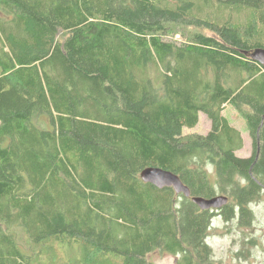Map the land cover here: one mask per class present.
<instances>
[{
    "label": "trees",
    "instance_id": "obj_1",
    "mask_svg": "<svg viewBox=\"0 0 264 264\" xmlns=\"http://www.w3.org/2000/svg\"><path fill=\"white\" fill-rule=\"evenodd\" d=\"M257 48L264 0H0V264H214L192 197L226 195L249 227L264 199ZM201 113L210 132L184 135Z\"/></svg>",
    "mask_w": 264,
    "mask_h": 264
},
{
    "label": "rangeland",
    "instance_id": "obj_2",
    "mask_svg": "<svg viewBox=\"0 0 264 264\" xmlns=\"http://www.w3.org/2000/svg\"><path fill=\"white\" fill-rule=\"evenodd\" d=\"M175 38L181 40V34H176ZM224 113L233 125L242 130L244 145L237 155L251 156L252 138L246 130V122L230 106L225 109ZM211 128L210 119L206 114L201 113L199 124L195 128L183 129V134L206 135ZM260 200L250 203L254 215V223L250 227L241 226L236 217L230 221L225 220L220 209L224 205L213 209L216 215L213 217L212 229L207 241L214 253V264H264V199ZM149 259L153 264H177V258L174 255L163 253L160 250L152 252Z\"/></svg>",
    "mask_w": 264,
    "mask_h": 264
},
{
    "label": "water",
    "instance_id": "obj_3",
    "mask_svg": "<svg viewBox=\"0 0 264 264\" xmlns=\"http://www.w3.org/2000/svg\"><path fill=\"white\" fill-rule=\"evenodd\" d=\"M251 57L264 64V48H257L251 52ZM141 177L144 181L154 184L159 188L173 187L177 193H183L190 197V189L183 183L180 176L160 167L150 166L142 170ZM195 202L202 209H218L228 202V197L225 195H218L212 198L202 196L192 197Z\"/></svg>",
    "mask_w": 264,
    "mask_h": 264
},
{
    "label": "bare ground",
    "instance_id": "obj_4",
    "mask_svg": "<svg viewBox=\"0 0 264 264\" xmlns=\"http://www.w3.org/2000/svg\"><path fill=\"white\" fill-rule=\"evenodd\" d=\"M169 22H170V21H169ZM166 23H167V22H166ZM170 24H171V23H170ZM170 24H169V25H170ZM166 25H167V24H166ZM165 27H166V26H165ZM28 247H29V246H28Z\"/></svg>",
    "mask_w": 264,
    "mask_h": 264
}]
</instances>
